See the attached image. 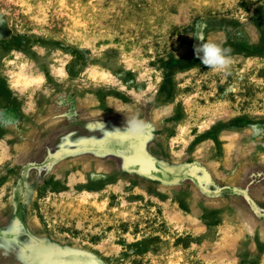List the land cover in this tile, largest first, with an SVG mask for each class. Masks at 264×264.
I'll return each mask as SVG.
<instances>
[{"label": "rangeland", "instance_id": "obj_1", "mask_svg": "<svg viewBox=\"0 0 264 264\" xmlns=\"http://www.w3.org/2000/svg\"><path fill=\"white\" fill-rule=\"evenodd\" d=\"M70 250L264 264V0H0V264H94Z\"/></svg>", "mask_w": 264, "mask_h": 264}, {"label": "clouds", "instance_id": "obj_2", "mask_svg": "<svg viewBox=\"0 0 264 264\" xmlns=\"http://www.w3.org/2000/svg\"><path fill=\"white\" fill-rule=\"evenodd\" d=\"M199 39V38H198ZM231 50L222 46L220 42L209 38L194 46L195 55L206 67L216 72L225 71L231 63L228 53ZM10 87L18 89L23 94L32 85H38L40 81L31 78L26 70V65H19L18 70L11 75ZM127 132L135 136L144 131L145 122L136 116L127 119Z\"/></svg>", "mask_w": 264, "mask_h": 264}, {"label": "water", "instance_id": "obj_3", "mask_svg": "<svg viewBox=\"0 0 264 264\" xmlns=\"http://www.w3.org/2000/svg\"><path fill=\"white\" fill-rule=\"evenodd\" d=\"M127 137H132V135H129V134H125ZM124 139V136H119V137H115L114 139ZM139 149H141V148H138L137 146H135L134 147V153H132V154H130V155H125V156H123L122 158V160H123V166H125V167H128V168H132V169H134V170H137V171H139V172H143L144 174H149V173H152V172H154V170H156V167H155V165L153 164V168H151V170L150 171H148V172H144L142 169H140V167L137 165V163L134 161V159H135V156H136V154H135V152L136 151H140ZM141 153H143V152H141ZM140 153V154H141ZM143 155H144V153H143ZM145 156V155H144ZM53 156H50V158H52ZM62 255L64 256V257H66V259H71L72 260V258L73 257H76V256H80V257H83L84 256V258H88V259H90V261H92L94 264H99V263H97V261L93 258V256H91V255H89V254H87V253H84V252H81V251H77V250H70V251H62ZM32 264L34 263V261H32L31 262ZM35 263H36V261H35ZM39 262L37 261V263L36 264H38Z\"/></svg>", "mask_w": 264, "mask_h": 264}, {"label": "bare ground", "instance_id": "obj_4", "mask_svg": "<svg viewBox=\"0 0 264 264\" xmlns=\"http://www.w3.org/2000/svg\"><path fill=\"white\" fill-rule=\"evenodd\" d=\"M139 155H140V154H138V156H139ZM136 156H137V155H136ZM136 156H135V157H136ZM138 156H137V157H138ZM142 156H143V155H142ZM139 158L142 159V157H139ZM143 158H144V157H143ZM141 159H140V160H141ZM142 160H143V159H142ZM142 160H141V161H142ZM134 161L137 163V165H140V164L142 163V162H139V161L136 160V159H134ZM147 161H148V159H147ZM143 162H144V161H143ZM145 162H146V161H145ZM146 163H147V162H146ZM144 165H145V164H144ZM143 167H144V166H143ZM148 168H149V167H148ZM142 169H143V168H142ZM145 169H146V167H145ZM233 224H234V223H233ZM241 228H242V227H241ZM240 232L242 233V231H240Z\"/></svg>", "mask_w": 264, "mask_h": 264}]
</instances>
